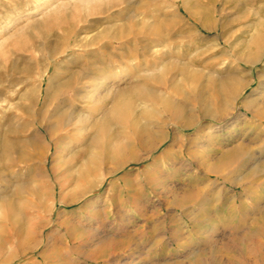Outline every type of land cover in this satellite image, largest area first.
Here are the masks:
<instances>
[{"label": "rangeland", "instance_id": "374dc122", "mask_svg": "<svg viewBox=\"0 0 264 264\" xmlns=\"http://www.w3.org/2000/svg\"><path fill=\"white\" fill-rule=\"evenodd\" d=\"M259 34L264 0H0V140L40 75L82 118L0 181V264H264Z\"/></svg>", "mask_w": 264, "mask_h": 264}, {"label": "bare ground", "instance_id": "6f19581e", "mask_svg": "<svg viewBox=\"0 0 264 264\" xmlns=\"http://www.w3.org/2000/svg\"><path fill=\"white\" fill-rule=\"evenodd\" d=\"M189 12H190L189 14L192 17L195 16L194 12H191V11H189ZM254 41H255V43L257 44L258 47L264 45V37L261 34L257 35L254 38ZM260 48H262V47H260ZM258 51H260V50H258ZM43 78H44V75H40V79L35 82L33 88L29 89V90H25L23 92L21 97L23 99H25L26 101H28V102L27 103H22L21 105L17 106L18 112L12 113V112L8 111V113H7V115H11L12 117H15L16 125L13 126V125L9 124L10 126L6 129V134L8 133V135H9V133H11L12 135H14V137L16 139H12L10 137V135L8 137H7V135H5L6 137L3 138V140H0V181L3 178H5L7 175L12 178V175L17 171L16 167L20 166L19 169H21V171L23 172L24 169H23V166L21 164L26 166L27 165L26 163L31 159V154H33L34 151H36L39 147H41L42 149H46L47 145L45 144V142L43 141V137L39 133L40 127H44L45 128L46 132L48 133L50 138L55 142L56 147L59 149V143H62V142L66 143L64 141V139H66V137L64 135H61V134H56V131L58 129L60 130V129L64 128V127H67L69 125H73V124L76 125L77 121H81L82 120L81 117L78 118V115L74 112V109H70V108H67V107H66L67 109H63L62 111H57V112L55 111V113L53 115L55 117V122L53 124L46 123L44 118H39L41 110L39 112V110H35V108H36V105L40 104L41 101H42L40 93H41V84L43 82ZM77 79L80 80V79H83V78L80 77V78H77ZM69 84H70V82H67V83L63 84L60 88L63 89V87L68 86ZM60 88H58V90L56 92V95L61 92ZM85 88H84V90H85ZM87 88H89V87H87ZM78 94H80V93L78 92ZM72 97L67 98V100L72 98ZM87 97L90 98L89 94L84 96L83 98H87ZM64 101H66V98L61 100V102H64ZM74 102L75 101H73V104H71L72 108L76 104ZM123 103H119V104H117L115 106V108L110 113L111 116L113 115V117H115V116H120L121 115V111H122V108H123ZM58 104H59V102H58ZM44 105H45V100L43 101V104L41 105L40 108L44 107ZM67 105H70V104H67ZM58 107H59V105L55 109H57ZM79 108H81V107H79ZM11 116H9V117H11ZM81 123L82 122H80L79 124H81ZM31 126H34L35 129L33 130V133L30 135L28 133V130L31 129ZM77 129H79V128H77ZM69 132H71V131L69 130ZM100 132H102V130ZM98 136H99V132H97L95 134V137L93 138V143L95 145L98 144V142H100V139H97ZM135 136H137V140H138L142 135L135 133ZM0 139H1V135H0ZM14 144L17 145L15 148H13ZM99 145H100V143H99ZM110 153L115 155L116 162H118L119 164L123 163V165H124L125 164L124 163L125 160H127V158H128L125 155V146L122 144V142L121 143L118 142L117 144H115V146L112 147V149L110 150ZM85 173H86V171L83 170L82 171V176L83 177H84ZM24 186L32 194L35 195V197L38 200V203L40 205H42V199H43V196H44L43 185L32 181V182H29V184L24 185ZM86 190H89V189H86ZM2 200H3V203H2L3 206L11 204L10 200L6 201L5 198H2Z\"/></svg>", "mask_w": 264, "mask_h": 264}]
</instances>
